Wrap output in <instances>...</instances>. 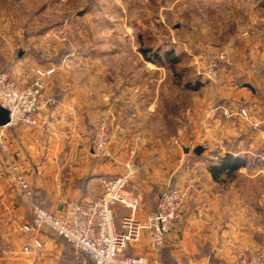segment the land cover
Returning a JSON list of instances; mask_svg holds the SVG:
<instances>
[{"label":"rangeland","instance_id":"1","mask_svg":"<svg viewBox=\"0 0 264 264\" xmlns=\"http://www.w3.org/2000/svg\"><path fill=\"white\" fill-rule=\"evenodd\" d=\"M262 3L0 0V71L20 64L17 83L26 86L36 70L55 68L44 80L40 101L55 75L69 86L92 84L88 104L102 81L105 98L114 105L110 115L130 117L131 129L146 134L150 148L141 152L165 151L136 157L133 150L139 180L152 182L142 180L141 190L151 202L156 204L167 186L181 189L184 184L186 200L248 198L247 204L234 207L264 222V180L258 178L264 169H257L264 166V24H252L244 12ZM167 54L177 62L171 63ZM244 82L252 84L254 96L242 89ZM101 119L112 131L109 115L96 122ZM198 146L203 151L197 156L193 150ZM225 152L245 154L241 167L246 169L222 174V184L209 183L208 169L220 165ZM8 224L11 232L12 222ZM46 240L36 256L23 255L18 241L9 247L19 249H7L4 256L18 264L44 259L48 264H89L60 238ZM263 243L264 235L256 250Z\"/></svg>","mask_w":264,"mask_h":264},{"label":"crops","instance_id":"2","mask_svg":"<svg viewBox=\"0 0 264 264\" xmlns=\"http://www.w3.org/2000/svg\"><path fill=\"white\" fill-rule=\"evenodd\" d=\"M246 9L244 12L248 14L247 17L252 24L260 26L264 24V3ZM19 65L18 63L11 65L10 69L5 71L17 82H20L19 77L23 73V68ZM50 79L51 82L49 80L47 85L45 84V93L39 102L37 127H8L4 134V143L8 152L7 156H4L7 157V162L0 160V253L2 254L0 264H18L19 261L15 262L13 259L9 263L7 260L9 258L4 254L7 253V249L17 251L23 247V235L18 227L28 223L31 218L28 202L7 179L8 162L19 168L32 188L34 200L39 205L51 213L62 215L73 203L98 198L101 195L98 179L123 174L124 162L131 150L135 151L136 157L161 156L165 152L163 150L153 154L141 152L145 147L150 148L145 141L146 134L138 132L135 128L131 129L130 125L134 120L130 117L110 115L115 112L114 105L105 98L102 81L99 85L97 81V91L94 94L96 96L90 99L88 104L86 100L92 93L89 91L92 85L89 82L81 88L76 84L69 86L60 75ZM242 86L245 87L242 89L254 96L252 84L244 82ZM108 115L110 125H114L112 136L119 126L121 138L118 141L112 139L109 158L97 159L91 153L87 132L93 129L99 118ZM220 155H222L220 163L226 159L229 163L223 167L220 166L221 164L212 167L213 169L222 167L219 172L212 171V168L208 169L209 183L222 184L225 182L221 178L222 174L227 175L236 170L246 169L241 167L247 162L243 156L245 154L225 152ZM141 164L146 163L143 161ZM249 168L253 166L247 167ZM260 168L264 169V166L257 167L258 170ZM258 178L264 180V177ZM139 179L140 177L135 174L130 185L141 197V205L135 213V218L143 220L153 210L155 204L141 191L145 189L142 180L144 184H147V181L152 183L151 180L145 177ZM184 187L183 184L180 188L184 189ZM247 200L248 198L226 196L187 199L186 210L179 220L172 223L165 246L160 253L162 264H173L176 260L198 264H232L243 254L255 252L264 235V222L250 218L243 207H234L247 204ZM113 210L114 224L119 230L120 221L123 216L129 214V210L119 205ZM8 222L10 224L12 222L11 232L8 230L10 229ZM47 236L58 238L51 231L43 230L41 234L43 243L47 241ZM17 241L22 243L21 247L14 249L9 247ZM129 253L148 259L153 258V252L149 249L145 237L131 244ZM46 260L34 262L48 264L49 261ZM34 262L32 264H35Z\"/></svg>","mask_w":264,"mask_h":264},{"label":"built area","instance_id":"3","mask_svg":"<svg viewBox=\"0 0 264 264\" xmlns=\"http://www.w3.org/2000/svg\"><path fill=\"white\" fill-rule=\"evenodd\" d=\"M220 60L223 57L219 58ZM215 66L209 71L215 76ZM55 73V68L36 70L34 79L21 86L7 72L0 71V106L7 110L9 123L0 127V160L7 162L8 148L4 134L8 127L24 126L36 128L39 118V102L44 90V80ZM93 157H110L113 142L112 131L106 119L97 122L87 132ZM133 150L124 162L125 172L116 177H100L101 195L98 198L76 202L64 214L51 213L34 200L32 188L19 168L8 162V181L13 184L28 202L30 221L18 227L23 235L22 253L36 256L43 247V230H49L68 244L74 255L89 264H162L160 253L170 233L173 222L179 220L186 210V192L175 186H167L159 195L156 204L143 220L135 218L140 208L141 197L131 187V179L137 172L133 162ZM129 210L122 217L120 229L114 224V207ZM145 237L153 258L129 253L131 244ZM173 264H198L176 260ZM232 264H264V243L258 250L244 254Z\"/></svg>","mask_w":264,"mask_h":264},{"label":"water","instance_id":"4","mask_svg":"<svg viewBox=\"0 0 264 264\" xmlns=\"http://www.w3.org/2000/svg\"><path fill=\"white\" fill-rule=\"evenodd\" d=\"M9 123V118H8V112L6 109L2 108L0 106V127L5 126ZM121 138V132L119 126L116 127L112 139L114 141H118ZM184 153H188V150L186 148L183 149ZM203 149L201 147H196L193 150V153L195 155H200Z\"/></svg>","mask_w":264,"mask_h":264},{"label":"trees","instance_id":"5","mask_svg":"<svg viewBox=\"0 0 264 264\" xmlns=\"http://www.w3.org/2000/svg\"><path fill=\"white\" fill-rule=\"evenodd\" d=\"M166 58L169 59V61H171V63H174V64H175V63L177 62V60H176L175 58H172L171 54H167ZM192 89H193V90H197V89H198V85L195 86V87L192 88ZM227 160H228V159L222 161L220 166L223 167V166L227 165V164L229 163V161H227ZM222 167H221V168H222ZM221 168H217V169H213V168H212L211 170H212V171H213V170H214V171L217 170V171L219 172V170H221Z\"/></svg>","mask_w":264,"mask_h":264}]
</instances>
